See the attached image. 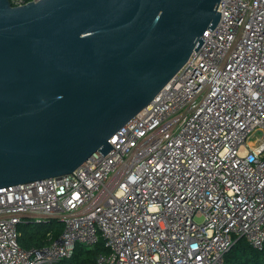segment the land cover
<instances>
[{
    "label": "built area",
    "instance_id": "1",
    "mask_svg": "<svg viewBox=\"0 0 264 264\" xmlns=\"http://www.w3.org/2000/svg\"><path fill=\"white\" fill-rule=\"evenodd\" d=\"M219 11L108 155L0 188V264H65L101 239L98 264H224L240 238L263 248L264 0H222ZM52 221L62 234L20 246L19 226Z\"/></svg>",
    "mask_w": 264,
    "mask_h": 264
},
{
    "label": "water",
    "instance_id": "2",
    "mask_svg": "<svg viewBox=\"0 0 264 264\" xmlns=\"http://www.w3.org/2000/svg\"><path fill=\"white\" fill-rule=\"evenodd\" d=\"M222 0H0V188L67 175L147 108Z\"/></svg>",
    "mask_w": 264,
    "mask_h": 264
},
{
    "label": "trees",
    "instance_id": "3",
    "mask_svg": "<svg viewBox=\"0 0 264 264\" xmlns=\"http://www.w3.org/2000/svg\"><path fill=\"white\" fill-rule=\"evenodd\" d=\"M24 1L30 2L32 0ZM19 231L21 234L20 246L29 250L47 245L49 232H52L54 237H58L64 231V224L59 221L35 226L23 224L19 226ZM106 252L107 249L102 239L92 248L77 246L73 256L65 264H98L99 255ZM224 264H264V246L258 250L250 245L245 238H240L225 255Z\"/></svg>",
    "mask_w": 264,
    "mask_h": 264
}]
</instances>
